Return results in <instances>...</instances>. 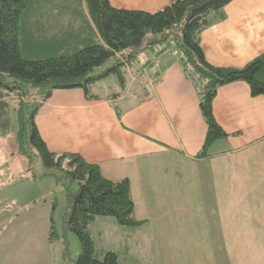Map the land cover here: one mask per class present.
I'll use <instances>...</instances> for the list:
<instances>
[{
	"label": "crops",
	"instance_id": "obj_1",
	"mask_svg": "<svg viewBox=\"0 0 264 264\" xmlns=\"http://www.w3.org/2000/svg\"><path fill=\"white\" fill-rule=\"evenodd\" d=\"M171 2L111 0L148 12ZM200 40L211 64L245 67L264 54V0L231 1ZM164 45L127 67L115 98L54 90L38 111L41 134L50 150L78 153L107 177L130 181L134 216L145 222L125 227L98 217L89 230L100 256L114 251L121 264H264V96L242 80L221 86L213 112L229 135L199 156L208 131L199 89L174 53L178 47L162 51ZM15 148L10 160L1 153L10 181L27 176V159ZM1 203L0 221L11 215L0 223V264H68L61 255L48 259L51 226L12 223L33 208L18 206L14 214L13 199L0 196Z\"/></svg>",
	"mask_w": 264,
	"mask_h": 264
},
{
	"label": "trees",
	"instance_id": "obj_2",
	"mask_svg": "<svg viewBox=\"0 0 264 264\" xmlns=\"http://www.w3.org/2000/svg\"><path fill=\"white\" fill-rule=\"evenodd\" d=\"M52 1L0 0V139L16 133L18 150L28 162L27 174L37 180L34 165L41 159L46 175L65 187L64 234H59L52 221L49 240H64L67 263L121 264L114 251L98 254L89 227L98 217H112L125 227L145 222L134 216L130 181L107 177L98 163L78 153L50 150L37 123L43 102L56 89L72 88L83 89L87 98L100 99L93 87L109 75H116L124 88L127 67L135 64L140 52L153 49L161 41L166 42L162 51L168 49L169 36L174 34L181 63L199 89L200 107L208 127L199 156H208L213 143L229 135L213 112L218 89L242 80L250 85L253 95L264 96V54L243 68L218 67L207 60L200 33L211 24L212 15L224 18V8L233 0H172L157 12L116 8L111 0H82L94 25L87 19L80 29L72 28L65 33L49 31L42 38L38 32L45 26L41 24L50 20H39L41 28H35L37 25L30 16L35 6L45 7ZM151 35L162 38L149 41ZM37 53L38 56L34 55ZM109 59H114L112 65L94 73ZM34 87H48V91L38 103L26 102L25 97ZM119 93L107 97L115 98ZM11 96L18 100L14 108ZM68 231L76 234L81 244L75 260L68 255Z\"/></svg>",
	"mask_w": 264,
	"mask_h": 264
},
{
	"label": "rangeland",
	"instance_id": "obj_3",
	"mask_svg": "<svg viewBox=\"0 0 264 264\" xmlns=\"http://www.w3.org/2000/svg\"><path fill=\"white\" fill-rule=\"evenodd\" d=\"M52 2L53 3L51 5H47L45 7L42 5L35 6L37 8L33 9L30 16L31 20H34L33 23L37 25V27L35 28H41L38 27L39 20H50V22L47 21L41 24L42 26H45L44 30L41 29L38 32V35L42 38H45L49 34V31H52L53 33L56 31L58 33H65L72 28L80 29L85 25L87 19L91 20L88 10L83 5L82 0H53ZM41 7H44V9ZM217 18L219 17L216 15H212L210 17V20H217ZM175 37L176 36L174 34L169 36L170 43L174 47H178V43ZM154 38L160 39L162 37L151 35L148 39L149 41H151ZM164 43L166 42L161 41L160 43H156L154 48H160L162 46L159 45ZM175 51L177 50L175 49L174 53ZM34 55L38 56V53ZM146 58V53H143V51L140 52L139 57L135 61V64L139 66L142 65L145 62ZM113 63L114 59H109L104 65L98 67L94 71V73L101 72L107 66H110ZM47 91L48 87H34L31 89L29 95L26 96L24 100L30 103H38L39 101H41L42 96L46 95ZM93 91L101 97H105L113 96L116 93L122 92L123 88L120 84L119 78L116 75H109L98 81V83L94 85ZM10 102L12 104V107L14 108L15 105L18 104L17 97L11 96ZM12 114L13 118L15 119L16 113L13 112ZM16 131L17 126H15V132ZM13 136L15 140L13 139ZM14 146H16L14 151H18V153L20 154L18 150L16 133L8 136V141H0V196L3 198H11L14 200L15 204L13 203V212H17L19 210L18 206L31 207L34 211L31 213L30 211L25 210L20 218H13L15 220L12 223L17 224V226L36 223H44L46 226H51L52 221H54L59 234L63 235V215L64 208L67 202L65 187L62 184L58 183L53 176L46 175L47 171L41 159L37 160L34 165L33 172L36 176L34 178H36L37 180H34L30 174H27V176L23 178L10 181L7 172L8 165L6 159L1 153L6 154L7 157L10 156V152L13 151ZM8 160H10L9 157ZM23 168H26L25 162L23 163ZM15 169L17 170V168ZM73 188L75 189V185L72 186V189ZM2 207H5L4 203L0 204V208ZM8 210H12L11 207H9ZM37 214H39V219L37 217ZM9 215H11V212L8 213V215L2 216V220L0 221V223L7 222V220L9 219ZM96 229L100 231L101 225L97 224L95 227V231ZM66 237L68 240L67 243L69 258L71 260H75L78 258L81 252V244L79 238L71 231L67 232ZM46 250L48 253V259H50V254L52 257H60V255L62 257H65L66 248L64 240L61 239V241L59 240L54 242L53 246L46 248ZM35 256L38 257V254L36 253ZM51 264H53L52 261Z\"/></svg>",
	"mask_w": 264,
	"mask_h": 264
},
{
	"label": "built area",
	"instance_id": "obj_4",
	"mask_svg": "<svg viewBox=\"0 0 264 264\" xmlns=\"http://www.w3.org/2000/svg\"><path fill=\"white\" fill-rule=\"evenodd\" d=\"M178 53V50L177 51H175V54H177ZM139 74V73H138Z\"/></svg>",
	"mask_w": 264,
	"mask_h": 264
}]
</instances>
